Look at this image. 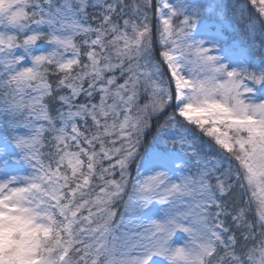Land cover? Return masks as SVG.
Instances as JSON below:
<instances>
[{
	"label": "snow or ice",
	"instance_id": "6c2138e0",
	"mask_svg": "<svg viewBox=\"0 0 264 264\" xmlns=\"http://www.w3.org/2000/svg\"><path fill=\"white\" fill-rule=\"evenodd\" d=\"M0 139V264H264V0H0Z\"/></svg>",
	"mask_w": 264,
	"mask_h": 264
},
{
	"label": "trees",
	"instance_id": "16d2710c",
	"mask_svg": "<svg viewBox=\"0 0 264 264\" xmlns=\"http://www.w3.org/2000/svg\"><path fill=\"white\" fill-rule=\"evenodd\" d=\"M236 2H239V0H237ZM247 15H254L251 7H249L247 9ZM153 23H155V18H153ZM231 39V36L229 35L228 37V40ZM255 43L258 44V46L260 45L261 43V38H260V33H259V30L257 31V34H256V40H255ZM54 77H53V83H54ZM143 101H141L142 103ZM163 121H161L162 123ZM187 127H189L195 134L196 136H198V139L203 143L202 144V147L203 148H208L209 150V147L215 149V145H212L211 144V141L203 136L201 133H199L195 128H193L191 125H185ZM158 132L159 130L155 127V124L153 125V127L146 133V136H145V141H144V148L141 149V153L143 154V151H145L147 148H149L150 146H152L154 144V142H156V138L158 136ZM2 140V139H1ZM209 152V151H208ZM210 154L212 155H215V152L212 151V152H209ZM135 165H133L132 169H131V174H132V179L134 180V177H135ZM118 178V177H117ZM127 200V195L125 196V201ZM117 208H118V212H117V219H119V215L120 213L123 211V204H118L117 205Z\"/></svg>",
	"mask_w": 264,
	"mask_h": 264
},
{
	"label": "rangeland",
	"instance_id": "374dc122",
	"mask_svg": "<svg viewBox=\"0 0 264 264\" xmlns=\"http://www.w3.org/2000/svg\"><path fill=\"white\" fill-rule=\"evenodd\" d=\"M237 0H209V2H212V3H230V2H236ZM227 27V31L225 33L226 35V40L228 43H232L233 41H237V31L234 30L232 27ZM229 35L231 36V39L228 40V37ZM257 44V43H256ZM258 45V44H257ZM239 46L241 48H247V44L246 43H239ZM187 127V126H185ZM189 128V127H187ZM190 129V128H189ZM168 130V129H166ZM191 130V129H190ZM21 132H23L24 130L23 129H20ZM169 131V134H173L171 130H168ZM192 134L197 137L196 141H195V148L197 149L198 152H201V153H205L207 152L209 154V156H212V154H210L208 152V148H203L202 147V142L198 139V136H196V134L191 130ZM209 139V138H208ZM202 143V144H201ZM0 144H2V140L0 139ZM179 147V145H177V148ZM143 171V170H142ZM136 178V172H135V177L134 179Z\"/></svg>",
	"mask_w": 264,
	"mask_h": 264
}]
</instances>
